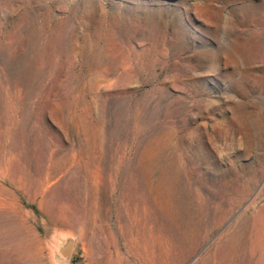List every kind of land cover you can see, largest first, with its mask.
I'll return each mask as SVG.
<instances>
[{"label":"rangeland","instance_id":"1","mask_svg":"<svg viewBox=\"0 0 264 264\" xmlns=\"http://www.w3.org/2000/svg\"><path fill=\"white\" fill-rule=\"evenodd\" d=\"M0 264H264V0H0Z\"/></svg>","mask_w":264,"mask_h":264}]
</instances>
